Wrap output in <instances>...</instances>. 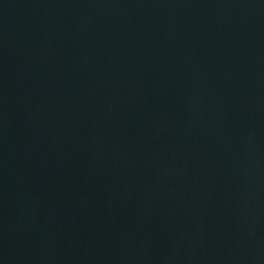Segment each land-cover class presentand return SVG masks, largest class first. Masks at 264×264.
<instances>
[{
	"label": "water",
	"instance_id": "95a60500",
	"mask_svg": "<svg viewBox=\"0 0 264 264\" xmlns=\"http://www.w3.org/2000/svg\"><path fill=\"white\" fill-rule=\"evenodd\" d=\"M0 264H264V0H0Z\"/></svg>",
	"mask_w": 264,
	"mask_h": 264
}]
</instances>
